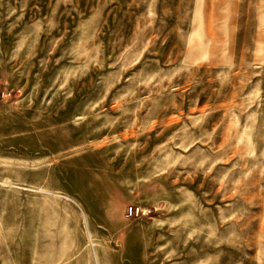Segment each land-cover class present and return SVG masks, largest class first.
<instances>
[{
    "label": "rangeland",
    "instance_id": "rangeland-1",
    "mask_svg": "<svg viewBox=\"0 0 264 264\" xmlns=\"http://www.w3.org/2000/svg\"><path fill=\"white\" fill-rule=\"evenodd\" d=\"M0 264H264V0H0Z\"/></svg>",
    "mask_w": 264,
    "mask_h": 264
},
{
    "label": "built area",
    "instance_id": "built-area-1",
    "mask_svg": "<svg viewBox=\"0 0 264 264\" xmlns=\"http://www.w3.org/2000/svg\"><path fill=\"white\" fill-rule=\"evenodd\" d=\"M140 215V210L136 207H129L127 209V216L130 218H134Z\"/></svg>",
    "mask_w": 264,
    "mask_h": 264
}]
</instances>
